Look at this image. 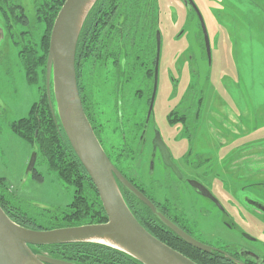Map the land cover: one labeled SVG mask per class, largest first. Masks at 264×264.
Returning <instances> with one entry per match:
<instances>
[{
	"label": "rangeland",
	"instance_id": "374dc122",
	"mask_svg": "<svg viewBox=\"0 0 264 264\" xmlns=\"http://www.w3.org/2000/svg\"><path fill=\"white\" fill-rule=\"evenodd\" d=\"M36 1L15 0L24 19L11 30L0 11V179L14 204L47 227L41 220L66 213L74 188L12 131L43 93L42 75L40 84H30L19 54L29 40L39 45L44 33ZM192 1L204 19L211 57L196 13L182 0H158V86L144 149L139 140L154 86L148 77L93 83L89 115L113 164L157 203L179 207L202 243L263 253L264 216L250 203H264V185H255L264 184V0ZM50 89L54 96L52 77ZM157 132L184 181L152 158ZM188 179L200 181L219 206Z\"/></svg>",
	"mask_w": 264,
	"mask_h": 264
},
{
	"label": "trees",
	"instance_id": "16d2710c",
	"mask_svg": "<svg viewBox=\"0 0 264 264\" xmlns=\"http://www.w3.org/2000/svg\"><path fill=\"white\" fill-rule=\"evenodd\" d=\"M65 2L66 0L36 1V23L44 27V33L39 45H34L29 40L19 54L30 84H40L39 75H42L43 93L40 101L33 105L29 116L12 124V131L37 147L38 156L47 163L50 170L74 188L73 201L66 213L41 220L49 224L45 227L14 204L8 186L0 179V207L13 222L35 231L104 224L108 221L99 194L66 137L56 113L54 96L50 100L46 89L51 32ZM20 8L15 0H0V11L3 12V20L9 30L13 28V23L23 22L24 16H21ZM158 11V0H97L85 20L76 49V75L85 113L98 139L88 111L89 91L92 92L93 83L114 86L116 79L109 70L120 67V49L125 54L122 62L126 70V83H133L140 75L154 82ZM23 24L27 25V22ZM170 120L174 123L172 118ZM115 167L117 168L116 165ZM120 173L123 175L121 171ZM119 187L138 222L165 245L196 264H237L223 254L206 253L189 246L127 189L121 185ZM171 209L179 212L175 220L168 216L171 222L177 224V221H186L179 207ZM38 248L50 258L68 264H143L124 252L94 243H70Z\"/></svg>",
	"mask_w": 264,
	"mask_h": 264
},
{
	"label": "water",
	"instance_id": "95a60500",
	"mask_svg": "<svg viewBox=\"0 0 264 264\" xmlns=\"http://www.w3.org/2000/svg\"><path fill=\"white\" fill-rule=\"evenodd\" d=\"M88 0H66L52 28L50 48L46 66V88L51 100V77L56 113L60 123L79 161L85 168L95 186L108 221L104 224H89L54 230L35 231L13 222L0 207V264H68L50 258L45 254H35L31 247H46L70 243H94L124 252L143 264H196L184 255L165 245L151 235L135 218L129 209L119 185L127 189L174 234L189 246L202 252L211 253L215 249L204 245L182 231L164 215L134 185H132L112 164L105 153L94 129L85 113L76 75V49L82 27L93 6L79 26V17ZM196 13L202 29L206 51L210 60V41L204 19L192 0H185ZM157 52L154 73V86L147 121L153 111L158 86V67L160 60L161 37L157 32ZM3 32L0 30V42ZM155 143L159 147L164 165L179 178L182 175L170 158V153L157 132ZM37 154L31 157L28 172L35 169ZM190 186L202 197L212 200L210 191L197 181ZM109 237L122 246H112L92 242V238Z\"/></svg>",
	"mask_w": 264,
	"mask_h": 264
},
{
	"label": "flooded vegetation",
	"instance_id": "af4514ba",
	"mask_svg": "<svg viewBox=\"0 0 264 264\" xmlns=\"http://www.w3.org/2000/svg\"><path fill=\"white\" fill-rule=\"evenodd\" d=\"M184 3H185V0H182ZM187 6V5H186ZM187 8L191 11L194 12L193 9L190 8V6H187ZM157 32H159V30H157ZM157 32H156V35H155V40H156V49H157ZM157 52V51H156ZM123 54H124V51L123 49H120V52H119V62H121L120 64V67H117L114 68V69H110L109 72L110 74H112V76L116 79L118 76H121V75H125V71L124 70V63L122 62L123 61ZM125 55V54H124ZM152 91H153V88H152ZM151 101V100H150ZM150 101H149V104H150ZM152 116V114H151ZM151 116H150V119H151ZM197 116V115H196ZM149 119V121H150ZM198 119V118H197ZM183 121L186 122L185 118H182ZM195 120H196V117H195ZM149 121H147V118L145 120V124L143 125V128H142V135H141V138L139 140V144H140V147L144 149V146H146V143H147V132H148V128H149ZM155 137H156V134H155ZM155 137L153 138V142H152V158L154 160H156L157 158H159L163 165H164V162H163V159H162V154H161V151L159 149V147L156 145L155 143ZM100 141V139H99ZM101 143V141H100ZM102 145V143H101ZM103 147V145H102ZM104 149V147H103ZM105 153L107 154V156L109 157L107 151L104 149ZM171 158V156H170ZM110 161L112 162V159L109 157ZM172 160V159H171ZM173 162V161H172ZM113 164V162H112ZM114 165V164H113ZM115 166V165H114ZM165 168H167L165 165H164ZM117 169H119L117 167ZM176 178H178L174 173L173 171L170 169V168H167ZM181 175H182V178L179 179L181 181H184L185 179V176L182 172H180ZM124 176V175H123ZM132 185H134L141 193H143L154 205L155 207L157 208V210L162 214L164 215L168 220L171 219H177V213L179 212H175L173 211L170 207H171V203L170 202H166L165 204H159L157 203L154 198L152 199L151 197H149L146 193H145V190L143 189V187L135 184V182H133L132 179H129L127 178V176L125 175L124 176ZM191 180V179H190ZM190 180L188 179L187 182ZM200 180V179H199ZM197 181V180H196ZM199 183H201L199 181ZM255 185H258V186H262L264 184H255ZM254 185V186H255ZM123 196L125 197L124 193H123ZM210 200V199H209ZM211 202H213L211 200ZM214 203V202H213ZM132 204V203H131ZM215 204V203H214ZM250 205H252L254 208V210L258 213V214H261L264 216V203H259V202H253V203H250ZM133 206V204H132ZM178 208V207H177ZM167 215V216H166ZM168 216L170 218H168ZM186 217V216H185ZM171 221V220H170ZM188 219L186 218V221L185 222H180V221H177L175 224L178 228H180L182 231H184L185 233H187L188 235H190L191 237H193L195 240H197L198 242L202 243L199 239H197L195 237V233L193 232V229H192V226H191V223L188 221ZM173 223V222H172ZM188 223V224H187ZM174 224V223H173ZM244 238H246L247 240H250L252 242H258L256 239H252V238H249L247 236H244ZM204 245H207L208 244H205V243H202ZM212 246V245H211ZM210 247V246H209ZM264 247V245H263ZM32 248V251H34L35 254H45L47 255L44 251H42V249L38 248V247H31ZM213 249H215V251L213 252H216V253H219V254H223L224 256L226 257H229L230 259H232L234 262H236L237 264H264V252L263 253H259V252H256L254 250H251V249H247V248H244V247H240V248H235L234 250H225L224 248H221V247H211ZM264 249V248H263ZM36 250V252H35ZM48 256V255H47Z\"/></svg>",
	"mask_w": 264,
	"mask_h": 264
},
{
	"label": "bare ground",
	"instance_id": "6f19581e",
	"mask_svg": "<svg viewBox=\"0 0 264 264\" xmlns=\"http://www.w3.org/2000/svg\"><path fill=\"white\" fill-rule=\"evenodd\" d=\"M95 0H88L86 5L84 6V8L82 9V12L80 13V17H79V26L81 25V23L83 22L85 16L87 15V13L89 12V10L91 9V7L93 6ZM90 241L92 242H99L101 244H105L108 246H112L115 247L117 249H123L125 250L122 246L116 244L115 242H113L109 237L106 238H92L90 239ZM32 264H37V263H32Z\"/></svg>",
	"mask_w": 264,
	"mask_h": 264
}]
</instances>
